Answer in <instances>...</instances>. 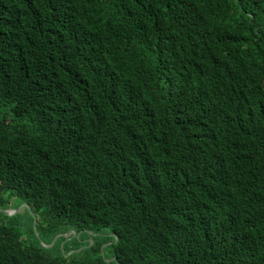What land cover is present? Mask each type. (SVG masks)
Segmentation results:
<instances>
[{
	"label": "trees",
	"instance_id": "16d2710c",
	"mask_svg": "<svg viewBox=\"0 0 264 264\" xmlns=\"http://www.w3.org/2000/svg\"><path fill=\"white\" fill-rule=\"evenodd\" d=\"M0 264H264V0H0Z\"/></svg>",
	"mask_w": 264,
	"mask_h": 264
},
{
	"label": "rangeland",
	"instance_id": "374dc122",
	"mask_svg": "<svg viewBox=\"0 0 264 264\" xmlns=\"http://www.w3.org/2000/svg\"><path fill=\"white\" fill-rule=\"evenodd\" d=\"M18 209H10L9 211H11L12 213L15 211L17 212ZM18 220L22 223V224H25L27 225L28 222H30V218L27 216V214L21 212L19 215H18ZM35 233L37 234V232L35 231Z\"/></svg>",
	"mask_w": 264,
	"mask_h": 264
},
{
	"label": "water",
	"instance_id": "95a60500",
	"mask_svg": "<svg viewBox=\"0 0 264 264\" xmlns=\"http://www.w3.org/2000/svg\"><path fill=\"white\" fill-rule=\"evenodd\" d=\"M9 215H11V214H14V212L12 213L11 211H9V210H7L6 211ZM16 212V211H15ZM71 233V232H70ZM70 233H68V234H63V235H69ZM55 241V240H54Z\"/></svg>",
	"mask_w": 264,
	"mask_h": 264
},
{
	"label": "flooded vegetation",
	"instance_id": "af4514ba",
	"mask_svg": "<svg viewBox=\"0 0 264 264\" xmlns=\"http://www.w3.org/2000/svg\"><path fill=\"white\" fill-rule=\"evenodd\" d=\"M70 233V232H69Z\"/></svg>",
	"mask_w": 264,
	"mask_h": 264
}]
</instances>
